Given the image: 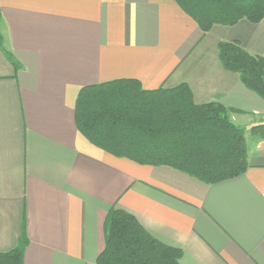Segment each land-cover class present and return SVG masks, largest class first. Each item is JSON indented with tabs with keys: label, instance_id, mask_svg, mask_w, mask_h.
I'll list each match as a JSON object with an SVG mask.
<instances>
[{
	"label": "crops",
	"instance_id": "obj_1",
	"mask_svg": "<svg viewBox=\"0 0 264 264\" xmlns=\"http://www.w3.org/2000/svg\"><path fill=\"white\" fill-rule=\"evenodd\" d=\"M0 253L25 230L24 264H96L113 208L126 211L181 264H264V99L219 59L239 42L264 58V20L201 31L175 0H0ZM6 53L20 68L15 69ZM137 80L187 85L245 132L247 171L216 184L141 166L77 129L82 89Z\"/></svg>",
	"mask_w": 264,
	"mask_h": 264
},
{
	"label": "trees",
	"instance_id": "obj_2",
	"mask_svg": "<svg viewBox=\"0 0 264 264\" xmlns=\"http://www.w3.org/2000/svg\"><path fill=\"white\" fill-rule=\"evenodd\" d=\"M204 33L241 20H264V0H175ZM2 12L0 8V28ZM0 49L4 38L0 32ZM226 71L264 99V58L239 42L220 43ZM15 69L18 61L6 53ZM75 121L95 147L141 166H167L211 185L242 176L248 168L245 132L220 103L198 105L187 85L144 90L137 80H118L81 90ZM252 133L264 139V125ZM25 230L17 247L0 253V264H24ZM183 252L154 237L132 214L113 208L105 227V249L96 264H181Z\"/></svg>",
	"mask_w": 264,
	"mask_h": 264
}]
</instances>
